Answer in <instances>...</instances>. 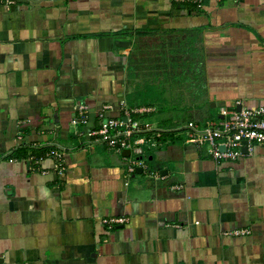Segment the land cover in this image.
<instances>
[{
	"label": "crops",
	"instance_id": "obj_1",
	"mask_svg": "<svg viewBox=\"0 0 264 264\" xmlns=\"http://www.w3.org/2000/svg\"><path fill=\"white\" fill-rule=\"evenodd\" d=\"M12 1L0 0V264H264V143L216 162L181 133L222 107H264V0ZM104 106L145 129L133 174L131 149L89 135ZM43 147L62 153L63 176ZM237 229L250 233L224 235Z\"/></svg>",
	"mask_w": 264,
	"mask_h": 264
},
{
	"label": "built area",
	"instance_id": "obj_2",
	"mask_svg": "<svg viewBox=\"0 0 264 264\" xmlns=\"http://www.w3.org/2000/svg\"><path fill=\"white\" fill-rule=\"evenodd\" d=\"M6 4L13 3L12 0H5ZM109 106H104L99 112L98 118L100 127L89 135L98 137L108 145L109 148L117 151L132 150L133 157L128 160V173H134L137 167L145 166V158L142 157V148L145 139L140 138L144 132V127L138 121L126 117L125 120L108 119L105 112ZM147 111L141 109L140 112ZM78 118L74 124H87L88 108L85 105H79L77 108ZM129 115V113H128ZM220 119L214 122H208L203 127H198L195 123L189 122L183 129L186 144L198 148H204L207 154L216 162L221 160L234 161L242 156V151H251L254 145L264 143V107L255 109L240 108L239 110L220 108ZM134 137V138H132ZM151 148H156V143L150 144ZM53 161V167L60 176L64 175L65 164L62 153L56 149H50L46 155ZM42 157L31 158V161L39 162ZM154 176V174H152ZM172 190H180V185H173ZM126 219L112 218L104 220V224H123ZM248 229H237L225 231L224 235L231 237L249 235Z\"/></svg>",
	"mask_w": 264,
	"mask_h": 264
},
{
	"label": "trees",
	"instance_id": "obj_3",
	"mask_svg": "<svg viewBox=\"0 0 264 264\" xmlns=\"http://www.w3.org/2000/svg\"><path fill=\"white\" fill-rule=\"evenodd\" d=\"M150 88L154 89V88L152 87V85H150ZM141 118H143V117H141ZM136 119H139V118H136ZM132 120H133V119H132ZM144 120H145V119H144ZM143 133H144V132H143ZM143 133H142V134H143ZM147 133H148V132H147ZM49 149H52V148H51V147H43V148L36 149V150H37V151H36V153H37L36 156H41V155L45 154V151H49ZM15 156L23 157L24 154H23V152H22L21 149H18V150H15L14 152H12L10 155H8L6 158H7V159H12V157H15Z\"/></svg>",
	"mask_w": 264,
	"mask_h": 264
},
{
	"label": "water",
	"instance_id": "obj_4",
	"mask_svg": "<svg viewBox=\"0 0 264 264\" xmlns=\"http://www.w3.org/2000/svg\"><path fill=\"white\" fill-rule=\"evenodd\" d=\"M126 44H127V45H125V46H129V45H130L129 42H126ZM239 109H240V107L237 108V110H239ZM137 172H139V171H137Z\"/></svg>",
	"mask_w": 264,
	"mask_h": 264
},
{
	"label": "rangeland",
	"instance_id": "obj_5",
	"mask_svg": "<svg viewBox=\"0 0 264 264\" xmlns=\"http://www.w3.org/2000/svg\"><path fill=\"white\" fill-rule=\"evenodd\" d=\"M182 134H183V130H182V132H181Z\"/></svg>",
	"mask_w": 264,
	"mask_h": 264
}]
</instances>
